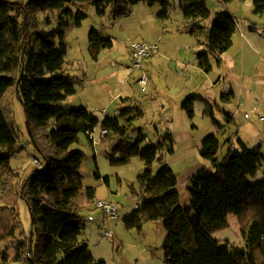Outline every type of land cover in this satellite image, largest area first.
<instances>
[{
    "label": "trees",
    "instance_id": "16d2710c",
    "mask_svg": "<svg viewBox=\"0 0 264 264\" xmlns=\"http://www.w3.org/2000/svg\"><path fill=\"white\" fill-rule=\"evenodd\" d=\"M140 1L151 6L161 3L159 16L164 18L172 0H0V241L17 238L18 197L26 201L31 217L30 231L21 233L16 258L0 251V264H107L97 261L81 239L85 217L76 199L84 185L80 172L84 153L73 145L81 133L88 137L99 118L85 105L66 103L77 91V78L66 68L64 40L70 22L80 26L87 17L81 7L73 11L70 6L89 3L100 13L110 7L115 16H121L127 6ZM185 1V15L195 32L201 28L200 19L210 14L207 1ZM253 1L255 12L264 14V0ZM55 12L59 14L58 29L49 31L41 25L39 14ZM49 23L47 20L45 24ZM237 30L234 15L218 14L208 31L210 52L229 50ZM89 41L94 56L113 47V40L95 29ZM197 59L202 68L211 71L207 53H199ZM11 91L24 108L31 141L43 159L42 167L35 165L22 180L19 192L14 181L20 173L10 165L19 139L13 104L5 102ZM194 99L189 97L182 105L190 116L194 115ZM121 117L126 118L124 123ZM135 119L123 110L120 116L106 117L102 124L109 130L107 137L111 133L118 136L110 147L111 164H126L134 156L145 163V171L138 177L142 196L138 206L124 217L125 226L141 230L146 221H161L167 231L163 245L167 264H264V179L253 180L264 166L261 147L249 148L238 139L240 147L230 149L218 160L221 141L216 134L208 135L199 151L203 159L212 161L214 169L202 167L190 176V203L182 205L178 174L164 162L165 155L175 151L174 139L167 133L158 145L142 147L146 135L141 128H132ZM156 161L163 164L153 175ZM105 181L108 183L109 178ZM94 195V189H89V202ZM229 214L238 217L241 244L212 236L229 226Z\"/></svg>",
    "mask_w": 264,
    "mask_h": 264
},
{
    "label": "rangeland",
    "instance_id": "374dc122",
    "mask_svg": "<svg viewBox=\"0 0 264 264\" xmlns=\"http://www.w3.org/2000/svg\"><path fill=\"white\" fill-rule=\"evenodd\" d=\"M206 1L210 14L207 18L200 19L201 28H197L195 32L189 27L190 21L185 15L188 6L185 0H172L168 10L169 17H164L166 19L159 18L156 14L153 16L156 8L144 1L127 6L126 12L121 16H115L110 7H107L104 13H100L92 4L77 3L70 8L75 11L77 7H81L87 17L80 26L71 21L64 40L68 71L72 76L81 78L84 68H88L87 71L91 73L95 67V64H89L94 60L89 41L92 29L97 30L104 38L112 39L119 49L115 52L116 56L126 61L131 41L152 40L153 37L160 36V41L157 42L161 50L147 73L149 83L146 89L143 90L137 82L142 74L140 69L134 70L133 75L138 76L136 80L131 78L134 85L132 89L144 111L143 117L136 120L132 128H143L146 141L142 147L158 145L168 131L173 133L175 151L166 154L164 162L170 164L178 174L177 188L182 205L190 203V176L200 167L214 169L212 161L203 159L199 151L202 141L209 134H216L221 141L218 160H221L230 149L240 147L239 137L244 139L249 148L260 146L264 154V120L260 119L264 117V14L255 12L253 0ZM157 4L162 7L161 3ZM162 11L163 8L160 12ZM223 12H230L235 16L238 30L233 38V46L229 50L212 53L208 47V31L217 15ZM39 17L41 25L46 26L47 30L58 29L57 12L49 15L40 13ZM47 20L51 23L46 25ZM241 32H244L245 36L241 35ZM199 53L209 55L211 71L199 67L197 60ZM111 56L103 59V67L110 68L113 62ZM145 62L146 60L144 68ZM79 84L80 81L77 79L78 87ZM111 85L113 87L116 85L115 79L111 80ZM180 89H184L183 97ZM199 94L211 98L214 119L208 103L206 104L208 113H204L197 106L192 117L181 108L182 100L187 95L190 97ZM5 102L13 104V123L19 139V148L10 159L11 167L20 173V178L14 181V188L19 192L22 180L28 177L37 165L35 159L41 161L43 159L31 141L20 100L11 91ZM117 106L115 101L107 112L95 114L102 117L101 121L106 117H115ZM226 111L236 117V124L228 123L225 119ZM218 122L223 124L221 128ZM100 131L101 126H98L95 133L96 140L100 142L96 146L84 133L80 134L79 142L73 145V148L84 153L80 168L84 185L76 199L78 204H85L81 205L83 206L81 213L85 217L81 239L88 244L97 261H105L107 264H167L163 248L167 231L161 221H146L141 230L129 229L124 224V217L134 210L142 196L138 177L145 171L144 161L140 156H134L126 164H111L109 159L111 151L107 146L108 143L112 146V142L118 139V136L111 133L103 142L98 138ZM136 136L137 134H134V138ZM115 157L119 158L120 155L116 154ZM162 164L158 161L154 163L153 175L159 172ZM105 177L109 178V184ZM262 179L264 166L253 180L258 182ZM91 188L94 189L95 197L89 202L88 190ZM97 200L114 202L119 210V220L108 219L102 210L96 207ZM16 202V211L19 214L16 225L17 238L15 241H0V251L6 252L10 258L17 256V250L23 240L21 233H28L31 228V217L26 201L18 197ZM228 221V227L216 231L212 236L216 239L243 243L238 217L229 214ZM106 231L112 233V238L106 236Z\"/></svg>",
    "mask_w": 264,
    "mask_h": 264
},
{
    "label": "crops",
    "instance_id": "0c3cea01",
    "mask_svg": "<svg viewBox=\"0 0 264 264\" xmlns=\"http://www.w3.org/2000/svg\"><path fill=\"white\" fill-rule=\"evenodd\" d=\"M152 7L156 8V11L153 13V16H154V14H156L160 18L159 15L161 13L160 11L162 10V7L157 3L155 5H153ZM168 17H169V14L167 15L166 18H168ZM166 18H162V19H166ZM142 24L144 25V23H142ZM107 33H109V32H107ZM244 34H245L244 32H241V35H244ZM233 38H234V36H233ZM159 39H160V36H158V37L156 36V37H153L152 40H147V41L156 42V41H160ZM143 40H146V39H143ZM118 50L119 49L116 48V43L113 41V47L112 48L103 49L99 52L98 55L92 56L94 58V60H92L89 64H91V63L95 64L94 71L89 73V71H87L88 68L87 69L84 68L83 72H82V77L80 78V77L76 76V78L80 81L79 87L76 84L77 85L76 93L69 96L66 99V103L70 104L72 106L85 105L89 109L94 111V114H95V112H107L109 110V108L112 106V103L117 101L118 106H117V111L115 112V116H120L123 110H127V117H133L134 115L136 116V119L133 122V123H135L136 120L140 119L144 115V111L141 108L140 101L138 100V98L136 97V94L134 93V90L132 89V87L134 85H133V83H131V78L136 80V78L138 76L133 75L135 69L132 68L130 46L128 47V50H127V61L120 59L119 57L116 56L117 54H115V52ZM160 50H161V48L159 45V51H158L159 53H160ZM166 52H167V50H166ZM157 53L152 54L149 57V59L146 60L145 69H146L147 73H148L149 69L154 65ZM110 55H112L111 56L112 60H113L112 65L110 66V68H105L102 66V64H103L104 60L107 58V56L109 57ZM199 67L202 68L200 65H199ZM66 68L69 69V67L67 65H66ZM202 69H204V68H202ZM140 77L141 76H139V78ZM139 78H138L137 82H138V85H140L142 87V85L139 83ZM113 79H115V81H116V85L114 87H113V85H111V80H113ZM142 89H143V87H142ZM143 90H145V89H143ZM180 91L182 92V91H184V89H180ZM183 95H184V92H182L181 97H183ZM190 97H192V96H190ZM194 97H195L194 109L196 110L197 106H199V108H201L203 110V112L206 113V108H207L206 104L208 103L209 108H211L210 114L213 116L212 118L214 119L215 112L212 109L213 106H212L211 101H210L211 98L204 96L202 94H199L198 96H194ZM196 97L198 99H203V100L198 101V100H196L197 99ZM187 98H189L188 95L182 100L181 108L183 110H185V109L183 108L182 105ZM124 107H128V108L124 109ZM195 110H194V113H195ZM186 113H187V111H186ZM187 115L189 117H192L188 113H187ZM95 116L97 118H99V124L96 126V128L98 126H101V128H102V124H103V121L105 119L103 121H101L102 117L98 116L97 114H95ZM225 119L230 124H236V117L229 111H226ZM125 120H126V118L121 117L122 123H124ZM215 122H216V120H215ZM218 124H219L220 128L223 126V124L220 122H218ZM139 128L143 129L142 127H139ZM167 133L171 134L172 138L174 139L172 132L168 131ZM211 134H214V133H211ZM103 139H101V141H103ZM238 139H242V141L248 146V144L244 141L243 138L239 137ZM99 142L100 141H97L95 143V145L94 144L93 145L96 146L97 144H99ZM174 146H175V142H174ZM107 147L110 150L111 144L108 143ZM200 168H202V167H200ZM108 184H109V181H108ZM94 197H95V195H94ZM83 204L84 203L79 204V205H83ZM137 204L138 203H136V205ZM85 207H87V206H85Z\"/></svg>",
    "mask_w": 264,
    "mask_h": 264
},
{
    "label": "built area",
    "instance_id": "2783aa9c",
    "mask_svg": "<svg viewBox=\"0 0 264 264\" xmlns=\"http://www.w3.org/2000/svg\"><path fill=\"white\" fill-rule=\"evenodd\" d=\"M130 50H131V59H132V68L133 69H140L142 71V75L139 78V83L142 85L143 89H146V86L149 83V77L147 71L144 68V61L147 60L152 54L157 53L159 51V43L147 40H133L130 43ZM261 121L264 120V117L260 118ZM260 121V122H261ZM259 122V123H260ZM96 127L88 132V137L95 145L97 142L96 137L97 134L95 133ZM109 135V130L106 128H101L100 136L98 138L103 139ZM37 166L42 167V162L38 159H35ZM138 206V204L136 205ZM96 207L101 209L104 215L108 219H115L119 220V210L117 205L108 200H97ZM136 208V207H135ZM106 236L112 238V233L106 231Z\"/></svg>",
    "mask_w": 264,
    "mask_h": 264
},
{
    "label": "water",
    "instance_id": "95a60500",
    "mask_svg": "<svg viewBox=\"0 0 264 264\" xmlns=\"http://www.w3.org/2000/svg\"><path fill=\"white\" fill-rule=\"evenodd\" d=\"M27 128H28L29 134L31 135V130H30V126L28 122H27Z\"/></svg>",
    "mask_w": 264,
    "mask_h": 264
}]
</instances>
